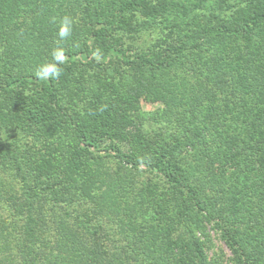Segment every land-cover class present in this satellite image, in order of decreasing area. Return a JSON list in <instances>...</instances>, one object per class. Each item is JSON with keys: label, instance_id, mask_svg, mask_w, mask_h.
<instances>
[{"label": "trees", "instance_id": "obj_1", "mask_svg": "<svg viewBox=\"0 0 264 264\" xmlns=\"http://www.w3.org/2000/svg\"><path fill=\"white\" fill-rule=\"evenodd\" d=\"M12 2L13 8L21 5L26 13L39 11L34 26L11 35L15 41L6 57L12 66L24 62L27 67L0 80V93L18 104L17 119L24 126L54 136L49 138L48 155L40 158L43 164L35 163L42 173V183L64 205L58 209L59 216L51 211V218L46 220L29 218L24 231H19L22 238L17 240L12 229L16 225L7 226V232L13 235L11 242L15 240L12 250L20 254V264H212L204 241L196 235L205 233L206 222L200 214L208 215L207 223L214 221L217 225L233 264H264V198L260 201L261 212L251 210L245 201L233 204L235 211L230 217L219 211L230 190L238 189V182L247 187L264 186V77H251L253 61L234 54L232 62L242 71L241 94L232 101L225 100L217 109L219 99L211 98L205 86L188 84L180 88L162 83L168 68L185 60L182 47L171 46V57L165 59L131 56L122 50L120 39L111 35L110 29L128 25L130 16L154 15L162 0ZM244 2L251 10L245 22L238 28L223 23L215 29L217 39L223 41L220 45L226 47V37L251 42L256 28L264 24V0ZM84 3L102 6L101 13L83 18L79 12ZM65 16L72 18L73 26L71 35L61 40L57 33ZM225 47L221 59L213 64L214 71L224 69L223 63L225 70L230 68ZM54 48L64 49V62L76 69L105 65L108 59L117 58L125 66L157 72L151 82L143 75L141 83L138 77L129 94L145 91L161 101L163 108L157 121L175 131L167 137L148 133L138 101L122 99L117 105L113 97L100 94L95 99L87 98L91 103L87 109L81 108L82 99L75 105L65 102V88L61 87L69 85L66 79L70 68H65L66 63L61 65L58 79L41 80L36 76L40 64L53 62ZM59 135L67 137L65 142L58 139ZM242 147L252 154L251 161L244 162L240 157ZM86 157L115 158L123 165L144 168L183 191V196H189L194 204L171 200L170 205H162L163 198L153 192L146 203L130 201L126 210L122 196L134 192L128 179L110 181L98 165L88 177L82 170ZM228 171L238 173L231 178ZM84 205H100L117 213L119 231L127 238L122 246L105 237L99 220L94 228L89 226L92 217L86 218L82 208L77 210ZM249 222L254 226H247ZM180 229H185L188 236L179 235Z\"/></svg>", "mask_w": 264, "mask_h": 264}, {"label": "rangeland", "instance_id": "obj_2", "mask_svg": "<svg viewBox=\"0 0 264 264\" xmlns=\"http://www.w3.org/2000/svg\"><path fill=\"white\" fill-rule=\"evenodd\" d=\"M88 1L91 3L92 0ZM12 3V0L0 1V80L15 76L27 67V65L24 66L26 64L24 62L12 66L6 53L11 54L9 47L15 41L11 35L34 26L33 20L39 11L38 9L26 13L22 11L21 5L15 9ZM84 5L79 12L83 18L101 13L102 6L100 8L94 5L91 7L85 3ZM157 5L159 7L151 17L130 16L127 19L128 25H117L114 29H110V32L112 36L120 39L119 44L122 50L131 56L144 54L146 57L165 59L171 57L168 52L171 46L182 47L185 60L177 61L174 66L168 68L167 78L163 80V84L172 83L180 88L188 84L205 86L211 98L219 99L215 107L220 108L225 100L232 101L234 97L237 98L241 94L242 71L238 70L237 64L232 62L234 54L237 53L236 56L243 60L253 61L255 66L250 65L253 68L252 78L254 75L258 78L264 77V24L256 28L251 42L241 40L239 37L231 39L226 37L225 47L220 45L223 41L216 36L215 29L221 24H230L238 28L246 21L251 10L244 0H162V3L158 2ZM9 31L11 34L6 35ZM84 31L88 32L87 28ZM224 47L231 63L230 68L227 69L232 73L225 70V63H223L224 69L214 71L213 64L221 59ZM64 61L67 62V58ZM65 68H70L68 79H66L69 85L61 87L65 88L62 93L65 102L75 105L82 99L84 102L81 103L83 104L81 108L87 109L91 104L87 98L95 99V96L98 97L100 94L113 97L117 105L122 99H126L125 102L138 101V107L143 112L140 118L143 117L148 133L167 137L175 131L170 129L172 127L157 121L163 108L161 101L145 91L140 95L129 94L130 88L132 89L137 83L138 77H141V83H144L143 75L148 78V82H151L156 78L157 72L125 66L117 58L108 59L105 65L81 66L78 69L66 63ZM28 71L29 69H26V73ZM17 110L18 104L11 103L8 96L0 93V264H20V254L16 252L17 250H12V245L15 246V240L22 238V233L19 231L23 229L24 223L29 218L41 221L45 217L46 220L51 218V211L59 216L61 211L58 209L64 208L61 199L53 195L54 192L48 189L47 184L42 183L40 179L42 173L35 163L38 161L41 165L43 164L40 158L48 155L49 138L54 136L37 128L31 129L24 126L17 119ZM77 110L80 109L77 108ZM184 135L185 133L182 136ZM58 137L64 142L67 138L63 135ZM240 153L244 162L251 161L252 154L247 153L243 147ZM84 162L85 168L82 170L88 174V177L91 176V170H97L98 165L110 181L118 183L121 179H128L134 187V192L127 193L125 198L122 196L126 201L125 203L122 199L126 210L130 201L146 203L150 196H154V193L163 198L162 205H170L171 200H176L182 205L194 204L189 196L186 194L183 196V191L181 193L180 189L167 185L159 176L144 168L123 165L115 158L103 157L96 160V158L86 157ZM237 173L228 171V176L235 178ZM236 186L238 189H231L228 196L223 199V207L219 211L230 217L235 211L233 204L237 201L240 203L245 201L246 205L252 208L251 210L261 212L263 208L260 201L264 198V186L247 187L239 182ZM151 192L154 193L151 194ZM81 208L84 209L86 218L92 217L90 227L94 228L99 220L104 225L105 237L119 241L117 246L123 245V241L127 238L123 237L119 231L120 218L115 211L104 209L100 205L97 208L84 205L77 210L80 211ZM200 215L206 222L203 229L205 233L197 232L196 235L204 241L209 261L212 264H233V257L215 222L207 223L208 215ZM213 215L216 217L214 213ZM192 220L196 219L192 218ZM12 223L16 225L14 228L11 227L15 229L14 242H11L13 235L10 236L7 232V226ZM248 225L254 226L251 222L247 223ZM180 233L182 234L179 235L184 236L189 234L185 229H180ZM131 238L130 236L129 240ZM18 244L16 241V247Z\"/></svg>", "mask_w": 264, "mask_h": 264}, {"label": "clouds", "instance_id": "obj_3", "mask_svg": "<svg viewBox=\"0 0 264 264\" xmlns=\"http://www.w3.org/2000/svg\"><path fill=\"white\" fill-rule=\"evenodd\" d=\"M73 20L69 16H65L59 23V31L57 35L61 40L71 35ZM53 62H44L40 64L36 70V76L41 80L58 79L62 73L61 65L64 63V49L54 48L52 50Z\"/></svg>", "mask_w": 264, "mask_h": 264}]
</instances>
